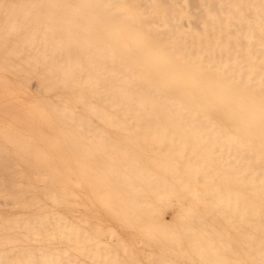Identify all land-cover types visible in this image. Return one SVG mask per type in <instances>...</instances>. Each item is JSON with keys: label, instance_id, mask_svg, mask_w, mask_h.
<instances>
[{"label": "bare ground", "instance_id": "6f19581e", "mask_svg": "<svg viewBox=\"0 0 264 264\" xmlns=\"http://www.w3.org/2000/svg\"><path fill=\"white\" fill-rule=\"evenodd\" d=\"M20 1L51 7L0 9V28L20 41L4 44L0 67L37 83L19 133L31 137L15 147L49 179L43 193L65 206L75 196L65 181L79 183L85 158L96 164L88 177L109 170L119 208L120 195L151 215L205 201L238 229L251 264H264V0ZM187 226L204 259L233 264L226 229L202 252L204 233Z\"/></svg>", "mask_w": 264, "mask_h": 264}, {"label": "rangeland", "instance_id": "374dc122", "mask_svg": "<svg viewBox=\"0 0 264 264\" xmlns=\"http://www.w3.org/2000/svg\"><path fill=\"white\" fill-rule=\"evenodd\" d=\"M0 3L3 5L0 9L4 3L18 9L51 8L42 6L40 1L0 0ZM31 33L36 34L37 30L33 28ZM12 34L10 29L0 28V61L2 51L8 48L5 43L20 42ZM22 81L19 75L0 67V170L19 173L16 176L0 174V264H213L191 244L192 232L187 224L204 233L201 238L206 242L202 252L210 248L208 240L214 230L226 229V242L234 251L226 255L235 259L233 264H251L247 247L236 237L238 229L225 215L205 211V201L192 202L191 207L183 210L177 205L173 209L163 207L151 215L139 210L133 212L129 202L120 195L125 207L119 208L117 187L107 180L109 170L106 169L104 176L92 179L86 174L90 163L85 158L75 166L80 172L79 183L69 186L65 181L75 196L68 197L65 206L53 203L43 193L50 185L47 176L34 174L30 170L34 167L33 161L27 156L18 157L15 147L20 145L19 139L31 137V133H19L26 128L22 118L30 115L26 107L38 93L34 79L24 85ZM19 105L25 110L20 111ZM97 124L101 125L100 121ZM108 134L119 140L124 136L120 129L110 130ZM102 161L112 165L115 162L108 151L104 152ZM82 167L86 168L83 173L78 171ZM71 175L74 182L76 176ZM103 184L107 185L103 187L104 192L95 191ZM198 190H203L201 185ZM208 198L202 194L201 199ZM180 201L189 206L186 198ZM68 246L70 249H65ZM40 252L46 257L40 258Z\"/></svg>", "mask_w": 264, "mask_h": 264}]
</instances>
